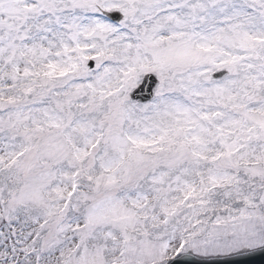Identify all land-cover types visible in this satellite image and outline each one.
I'll return each instance as SVG.
<instances>
[{
  "label": "snow or ice",
  "instance_id": "1",
  "mask_svg": "<svg viewBox=\"0 0 264 264\" xmlns=\"http://www.w3.org/2000/svg\"><path fill=\"white\" fill-rule=\"evenodd\" d=\"M0 264H264V0H0Z\"/></svg>",
  "mask_w": 264,
  "mask_h": 264
}]
</instances>
